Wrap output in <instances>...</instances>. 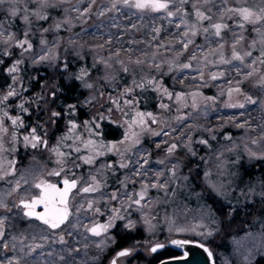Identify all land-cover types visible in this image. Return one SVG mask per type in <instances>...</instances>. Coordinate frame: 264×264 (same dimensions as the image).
<instances>
[{"label": "rangeland", "instance_id": "1", "mask_svg": "<svg viewBox=\"0 0 264 264\" xmlns=\"http://www.w3.org/2000/svg\"><path fill=\"white\" fill-rule=\"evenodd\" d=\"M263 1L163 0L168 8L159 11L127 7L123 0H20L26 3L21 8L16 7L15 2L10 0L0 4V50L4 54L15 51V55L13 53L11 56L18 57L8 69L13 65L18 68L19 64H24L35 69L32 73L35 78L38 71L44 73L46 78L39 91L28 92L29 87L19 76L18 68L17 72L11 74L12 84L0 88V97L6 96L10 89L15 90L14 95L0 103V120L6 122H2L5 128L0 129V203L3 204L0 207V220L4 222L0 228V264H88L91 261H100L113 248L116 235L125 233L139 234L140 238L134 244L124 246L131 251L126 256L117 257L118 264H147L146 259L154 254L151 246L156 243L167 245L178 238L190 239L207 247L215 264L219 256L220 264H251L256 257L264 256V231L248 229L235 236L224 227L219 228L217 223H213L214 220L208 218L202 207L192 211L188 209L187 212L165 208L163 201L167 193L162 189L150 187L139 205L132 202L138 199L135 193L145 183H167L168 188L173 178L170 169L174 166L176 176L189 175L190 170L186 169L188 164L182 169L180 158H164V149L172 143L177 148L186 149L191 157L197 154L202 161L203 172L199 177L201 186L198 193H195L196 197L204 190H210L212 193L209 191L206 194L211 193L214 198L216 196L213 194L229 197L232 187L236 185L230 180L233 172L229 169L228 157L237 150H242L247 163H258L264 167V158H261L264 157V63H261L264 59L260 57V51L255 53V50L264 45V19H257L260 9L264 8L259 6ZM134 2L135 0H129V3ZM244 2L252 4L243 6ZM32 5L34 8L29 9ZM234 5L240 6L239 9H250L254 13L253 18L249 21L243 20L238 11H234L236 9L231 11ZM48 7H53L54 12H49ZM188 7L191 9L190 13ZM169 12L172 13L171 16L168 15ZM197 12L202 16H197ZM1 13H6L11 18L18 17V29L15 30L12 23L4 21L5 18L2 17L5 15ZM223 17L237 18L239 21L226 30V26L220 22ZM216 23L225 26L219 36L215 35L212 27ZM150 27L159 31L149 34ZM184 33H188V36L185 37ZM186 39H197V44L190 43L184 48L182 42ZM33 40L35 42L31 43ZM21 43L23 47L20 46ZM29 44L31 48L28 47ZM147 45L149 49L146 48ZM83 48L90 55L96 70H82L77 75L80 77L83 73L79 80L85 89L84 97L78 101V107L86 112L85 118L81 119L75 104L74 110L65 104L61 105L60 110L55 106L59 95L58 78L62 74L59 71L60 62L68 57V52L79 54ZM164 49L167 54L162 53ZM234 50L243 63L233 59ZM215 52L219 55L230 53L233 62L212 70L210 66L214 65L210 57ZM42 56L46 59L41 60ZM160 58L171 61V65L175 64V60L180 59L181 62L182 58L186 62L191 61L184 62L183 64H189L190 67L178 69L174 77L175 83L190 90V94L186 96L177 93L182 99L175 104L176 108L173 107V113L177 114L185 109L184 117L176 122L171 118L170 122H174L168 129L159 125L161 121L155 115L157 124L149 132L161 131V135L150 134V146L142 143L131 147L132 142L125 140L109 151V147L114 144L104 140L101 126L104 122L111 121L121 125L126 134L134 133L135 125L131 128L129 125L137 119L136 114L142 112V109L137 110L133 97L143 87H137L133 81L142 84L145 74L139 66L154 68L159 64ZM136 61L142 63L137 64ZM210 63L212 64L209 65ZM138 69L137 73L129 72ZM123 70L129 72L130 78L127 83L120 82L116 85V79L122 81V76L119 75ZM63 72L70 76L65 66ZM216 73H219L217 79L210 78ZM135 76L137 78L134 80ZM13 77L16 78L15 81ZM88 84L92 86L87 87ZM156 87L153 86V89ZM205 88L204 95L201 92ZM236 88L240 91H234ZM125 89L132 91L125 93ZM27 93L29 94L26 95ZM122 93L124 94L121 95ZM246 97H251L255 103L248 102ZM28 100L32 102V106L40 105V109L44 106L43 110L49 114L46 122L48 132L53 137L44 154L54 161L55 156L58 157L51 149L59 147L61 152L67 154L63 162L69 166V171L81 175L79 187L71 196L72 212L68 223L57 230L49 229L37 220H27L17 204L23 197L36 192L34 183L40 177L38 172H31L36 170L38 164L42 165L36 158H30L18 166L19 168L13 170L11 167L14 157L30 145L24 140L28 131L23 130L28 122L19 116L24 113L23 116H32L34 112H40L39 109L32 111L31 107L28 111ZM125 101L131 103L126 104ZM239 104L244 107H239ZM21 105L24 110H21ZM54 111L59 112L60 116L62 114L63 118L58 128L55 127L57 117L51 115ZM16 118H19L17 124L9 123ZM70 121L77 124L74 132L70 131ZM96 124H99V128L95 127ZM12 125L16 128L19 139H15L16 134L9 131ZM90 131L94 135H89ZM63 137L68 138L62 140ZM202 138L213 139L215 142L212 146L208 141L201 144L199 141ZM11 139L13 141L9 142ZM89 140L95 142L92 151L85 147ZM101 142L107 147L101 146ZM157 144L160 147H156ZM206 144L209 147L206 148ZM198 145H205L206 150L200 151ZM76 148L80 150L75 151ZM124 149L126 152L131 151L129 159L125 158ZM50 153L54 156H50ZM81 154L93 155L94 163L85 164ZM159 155L161 157L158 161L163 163L156 162ZM122 159L127 167H120L114 174L103 167L105 164L110 165L112 160L120 164ZM80 161L85 164L84 170L77 168ZM42 166L47 167L46 164ZM181 170L185 171L182 175ZM137 171L144 174L135 175ZM93 175L102 185L100 191L90 194L80 192V188L86 186V181L91 182ZM223 178H226V184ZM113 192L117 195L116 199H111ZM89 201L93 203L91 209L88 207ZM113 210L123 219H116L114 226L106 233L93 236L86 230L93 223H108L114 215ZM21 218H24L23 221ZM130 224L134 227L126 226ZM199 225L204 227H197ZM175 228H195L196 231L176 232L172 230ZM209 230L212 231L211 236L198 234ZM60 236L64 237V243L59 242ZM222 245L229 247L223 253ZM118 250L108 257L107 264ZM179 255L184 253L180 252ZM135 256L137 258L134 259Z\"/></svg>", "mask_w": 264, "mask_h": 264}, {"label": "trees", "instance_id": "2", "mask_svg": "<svg viewBox=\"0 0 264 264\" xmlns=\"http://www.w3.org/2000/svg\"><path fill=\"white\" fill-rule=\"evenodd\" d=\"M15 2L14 5L16 7H25L26 3L20 2V0H10ZM181 1V0H180ZM185 1V0H183ZM10 3V2H9ZM239 4V3H238ZM237 4V5H238ZM252 3H242L243 6L251 5ZM235 6L231 9L233 11L234 9L238 10L240 6ZM259 6H264V1ZM34 8L33 5L29 6V9ZM261 8V7H260ZM53 7H48L49 12H54ZM189 10V13L191 12L190 8H187ZM5 16L2 17L4 21L8 23H12L14 26L13 28L15 30L18 29L19 18H11L10 16H7L6 13H1ZM42 16V15H41ZM237 21H239L237 18H230V17H223L222 22L226 26V30H228L229 27H232V24H235ZM149 34L150 32H154V29L152 27L149 28ZM208 33V32H206ZM155 34V32H154ZM153 34V35H154ZM206 35V34H205ZM200 40V39H199ZM35 42L33 40L31 43ZM192 44H197V39L194 41L192 40ZM147 49H149V45L146 46ZM261 52L260 57L264 59V45H261L258 50H255V53ZM159 52V51H158ZM167 52L166 49L162 50V53ZM15 55V51H10L9 54L3 53L0 50V88H6L7 86L12 84L11 75L8 73V67L14 64V61H17L18 57H13L11 55ZM68 57L65 60H61L60 65L61 68L59 69L60 72H62L59 81L57 83V88L59 89V95L58 98L60 103H57L55 106L58 110H60L61 105H76V108L78 109V115L81 119L85 118V113L83 109L78 107V101L84 97L85 89L82 87V84L79 80L78 73L82 70L84 71H93L95 69V65H93V62L91 60L90 55L84 50L80 52L79 54L76 52H68ZM17 56V55H16ZM162 56V55H161ZM231 55L228 52H225L224 54H217L216 52L212 54L210 57L211 60H213L214 67L210 68L212 70L215 69V67H221L224 66L225 63L222 62V60H227L230 62H233L231 59ZM180 60V59H179ZM179 60L173 61L175 63L174 65H171V61H164L163 59H159L158 65L159 68H147L144 66H139L141 71H144L145 77L142 78V84L143 86L142 90L136 94H134L133 99L135 100L137 110L142 109L143 113H152L154 116L157 115L161 122H159V125L162 126V128H168L170 129L173 125V122L179 121L184 117V112L181 111L179 114L173 113L174 109L176 108V103L182 99H177V93L184 94L185 96L190 94V90L187 89L184 85H178L175 83V73L178 69H182L180 66L183 65L186 60L184 58L181 59V62ZM14 62V63H13ZM191 62V61H187ZM186 62V63H187ZM210 63L209 65H211ZM65 66V69L67 72L70 73V76H67L65 72H63V67ZM20 77L23 78V81L28 85L29 90L28 92H37L40 90L42 82L46 79L45 76L42 73H37V77L35 78L33 71L35 69L27 67L26 65H18ZM169 68V70H168ZM46 71V69H43ZM219 70V69H218ZM138 70H130L129 72L137 73ZM220 71V70H219ZM129 72H126L123 70V72L120 73L119 77L122 76V81H119L116 79L115 84L119 85L120 82L123 84L127 83L130 76ZM216 76L219 75V73L215 74ZM137 77L135 76L134 80ZM212 78V76L210 77ZM133 79V78H132ZM151 81V83L149 82ZM147 84H146V83ZM135 85V84H134ZM153 86H157L156 89H153ZM233 88H230L232 90ZM167 90V92H165ZM206 88L201 92L205 95ZM168 93H171V98H169ZM184 96V97H185ZM31 97V96H29ZM58 102V100H57ZM161 104H166L167 108H162ZM35 108V106H34ZM39 109V113H35L31 116H19V118L24 119H32L33 122L36 124V129L39 133H42V126L45 128V131H48V122L47 121V112L44 111V106ZM172 109V110H171ZM35 109H32V111ZM49 111V110H47ZM52 115V114H51ZM50 115V116H51ZM62 116V114H61ZM59 115V126H61L62 122L61 119L63 118ZM173 118L174 121L170 122V119ZM17 119V118H16ZM172 119V120H173ZM35 120V121H34ZM156 120L158 121L157 117ZM3 121L0 120V123ZM3 123H6L5 121ZM2 123V125H3ZM9 123L12 124L11 121ZM43 123V124H42ZM42 124V125H41ZM157 122L154 124L151 122V119H146V125L147 129H142L141 127L135 125L133 127L134 133L138 136V143H130L131 147L139 146L142 143L145 146H150L151 143L149 142L148 137L150 136V129H154ZM27 126V127H26ZM24 127L23 130L29 132V123ZM5 128L4 126L1 127ZM167 129V130H168ZM103 133L104 140L113 142V144L116 146L119 143H122L125 141L126 134L125 130L121 127V125L114 124L111 121L104 122L100 129ZM10 132L16 134V128L12 125V127L9 129ZM2 133V132H1ZM17 134L15 136V139L17 138ZM135 138V137H133ZM128 139V141L132 142V139ZM7 139V138H5ZM19 139V138H17ZM206 138H202V140H205ZM13 141L12 139L9 140ZM210 143L212 146L215 140L213 139H206V143ZM8 142V140H7ZM8 142V143H9ZM206 144V148L209 147V145ZM198 148L200 151L206 150L205 145H198ZM114 149V148H113ZM125 151V149H124ZM131 152V151H130ZM130 152L125 151V158L128 157ZM117 154V152H116ZM164 158H180L182 160V169L183 167L188 164L186 167L187 170H190L189 175L185 176H175L172 178V183L167 188V197H164L163 203L165 204V208H176L180 211L184 210V212L192 211L193 209H197L199 207H202L207 214L208 218L213 219V223H217L219 225V228L224 227L227 231H229L231 234H234L235 236L240 235L241 233H244L246 230H259L264 231V167L259 165L258 163H247L242 155V150H237L236 152H233L230 154L229 158V169L232 170V175L230 177L231 183H234L236 186L232 187L231 193L228 194L229 197L220 195L217 196L216 194H213L216 196L214 198L212 196V192L208 195V190H204L202 192H199L200 195L198 197L195 196V193H198L199 187L201 186L199 183V177L202 175V161L199 159V156L196 154V156L191 157V154L186 149H180L176 148L175 151L170 155L167 152V149H164ZM119 155V154H118ZM38 156V155H37ZM124 156V155H123ZM130 157V155H129ZM128 157V159H129ZM161 157L160 155L157 156L156 162L158 161V158ZM163 158V157H162ZM112 159V158H109ZM28 160L27 156L22 155L19 157L18 163L19 165L24 164ZM191 163V164H190ZM110 165L112 166L111 170H119L120 164L118 161L112 160L110 162ZM182 171V170H181ZM185 171L181 172V175L184 174ZM223 182L226 184L227 180L226 178L222 179ZM231 186V184H230ZM226 187V185H225ZM240 190V191H239ZM213 197V199H212ZM213 213V215H212ZM253 217V218H251ZM20 224V223H19ZM216 224V225H217ZM118 232V229H115ZM115 232V234H117ZM140 238L139 234H130L125 233L123 235H116V242L113 245V248L109 250L103 256V258L100 261H91V263L88 264H107L108 257L112 255L117 249L124 248V246L132 245L134 242L138 241ZM227 248L224 245H222L221 252L226 251ZM180 252H177L173 248L167 247L163 250L157 251V253H154L152 257L146 259L147 264H157V262L168 259V257H176L179 256ZM218 257V256H217ZM220 257V256H219ZM218 257V258H219ZM137 258V256L134 257V259ZM217 258V264H220V258ZM251 264H264V256H258Z\"/></svg>", "mask_w": 264, "mask_h": 264}, {"label": "snow or ice", "instance_id": "3", "mask_svg": "<svg viewBox=\"0 0 264 264\" xmlns=\"http://www.w3.org/2000/svg\"><path fill=\"white\" fill-rule=\"evenodd\" d=\"M117 2H119V0H117ZM181 2H183V0H181ZM5 3V0H0V4ZM123 4L127 7H135L137 9H144V8H151L153 11H159L162 9H167L168 8V4L163 2V0H135L134 4L133 3H129V0H123ZM113 7H115V3L113 5ZM234 11H238L239 15L242 17L243 20L245 21H249L253 18L254 13L252 11H250V9L248 8H240L238 10H234ZM168 15H172L171 12L168 13ZM197 16H202L201 13L197 12ZM207 18V17H204ZM257 19H264V8L260 9V16L257 17ZM252 22H255V20H252ZM212 27L215 29V35L219 36L222 27H225L219 23H216L214 25H212ZM241 27H243V25H241ZM154 31L158 32L159 29H154ZM205 31H208V29H205ZM193 35H195V33H193ZM184 36L187 37L188 33H184ZM183 43V47L187 48L188 44L192 43L191 40H185ZM21 47H23V43H21L20 45ZM29 48H31V45H28ZM246 55H250V53H246ZM46 59L45 57H41V60ZM193 59H195V56H193ZM233 59L235 60H240L243 63V60L240 56H238L235 52V50L233 51ZM222 62L224 63H230V61L227 60H222ZM0 63H2V61H0ZM19 63V61L17 62ZM137 64L142 63V61H136ZM261 63H264V60L261 61ZM182 69H187L190 67L189 64H183L182 66H180ZM157 68H159V65H157ZM127 70V69H125ZM8 73L11 75L12 73H15L18 71L17 65H13L11 68H9ZM83 75V73H82ZM82 75L78 78L82 79ZM218 77L213 74L212 75V79H217ZM14 81H15V77H13ZM151 83V81H149ZM133 83L137 86V87H143L142 84H137L135 81H133ZM239 83V82H238ZM87 87H91L92 85L88 84L86 85ZM125 93H130L132 91V89H125L124 90ZM234 91L239 92L240 89L236 88L234 89ZM165 92H167V90H165ZM15 94V90L14 89H10L8 91V94L6 96L0 97V103H2L4 100H7L8 97L12 96ZM124 93H122L121 95H123ZM169 98H171V93H168ZM177 99H181L180 96H177ZM211 99V98H208ZM246 100L250 103H255L254 100H252L251 97H246ZM126 104H130V101H125ZM117 106L119 107V105L117 104ZM70 109L74 110L75 109V105H69L68 106ZM162 108H167L168 106L166 104H161ZM239 107H244L243 104H239ZM21 110L23 109V105H21ZM60 115L59 112H52V116L53 117H58ZM137 119L133 120L131 122V124L129 125V127L131 128L132 125H137L139 127H141L142 129H147V125H146V119L150 118L152 123H156V117L152 114V113H142V112H137ZM18 119H13L12 123L13 124H17ZM101 119H103V117H101ZM71 125L70 131L74 132L75 129L77 128V124L74 122H69ZM22 124V121H21ZM95 127L99 128V124H96ZM151 134L154 136H160L161 135V131H151ZM89 135H94V133H92L91 131L89 132ZM165 135H167V133H165ZM135 137V138H133ZM68 137H63V139H67ZM130 138L132 139V143H138V136L135 133H129L128 135L125 136V139L128 140ZM25 142L30 143L31 146L33 148L37 147L40 144H43L44 146H47V141H43L41 140V137L38 136L36 134V129H32V133L31 136H25L24 137ZM165 143H167L165 141ZM199 143L204 144L206 143L205 140H200ZM101 146L107 147L105 145H103V142H101ZM86 148H89L90 151H92L95 147V142L92 140H89L87 142V144L85 145ZM115 145H112L111 147H109V151H111L113 148H115ZM156 147H160L159 144L156 145ZM177 148V145L175 143H172L169 145V147L167 148V152L171 155L175 149ZM79 148H76L75 151H79ZM52 152H54L58 158L57 163L63 165V158L67 155L66 153H63L59 150V147H55L51 149ZM189 151H191V148L189 147ZM103 153H96V155H102ZM194 154V153H193ZM264 158V157H261ZM81 159L83 160V162L85 164H93L94 163V156L93 155H89V156H84L81 157ZM145 163H147V159L145 158ZM157 163H163V161H157ZM103 167L111 170L112 166L105 164ZM120 167L124 168L127 167V163H125L123 161V159L121 160L120 163ZM140 167L142 168L143 165H140ZM64 171L63 166H61V168L59 170H53L52 172L48 173L51 176H60L61 172ZM171 173H172V177L174 178L176 176V167L174 166L172 169H170ZM135 175H143V172H139L137 171L136 173H134ZM157 175H162V173H157ZM2 178V177H0ZM18 183V182H17ZM62 183L63 187H58L57 184L55 183H49L46 180H39V182L35 183V188L39 189V192L37 195H35L30 202L29 201H24L22 200L21 203L23 205V208L26 209V211H24L23 215L25 217H29V218H34L35 220L40 221L41 224L46 225L49 229H58L61 227V225L65 224V222L68 220L69 215H70V211H69V196L70 193H72V191L74 189L77 188V184L78 181L75 179H69L67 177H65L64 179H62V181L60 182ZM125 183V182H122ZM86 186H83L80 188V192L82 193H95L100 191L101 189V183L97 180L96 176L93 175L91 177V182H85ZM150 187L153 188H159L164 190L165 192H167V183L165 184H159V183H153V184H148L145 183L141 186V190L138 193H135L136 196H138V199H135L134 202L135 204H140L142 200L145 199L147 192L149 190ZM117 195L115 192H113L111 194V199H116ZM123 203V202H122ZM38 206H42V211H37V207ZM83 205H81L82 207ZM0 207H3V204L0 203ZM88 207L91 209L93 207V203L91 201H89L88 203ZM97 212H99V209H96ZM114 211V215L112 216V218L109 220L108 223H93V225L86 229L87 231L91 232V234L93 236H101L102 234L106 233L110 227H113L114 224L113 222L116 219H123L122 216L119 215L118 212H116V210ZM3 220H0V228L3 227ZM128 227H134V225H126ZM197 227H204L203 225H199ZM176 232H185V231H193L195 232L196 229L192 228V229H184V228H175L172 229ZM200 235H204V236H211L212 235V231L209 230L207 232H200L198 233ZM0 235H2V232H0ZM59 242L60 243H64V237L60 236L59 237ZM187 243H189L186 240H173L172 244L175 245L178 248H183ZM39 246V245H37ZM158 247H162V245H157V247H154L152 249L153 252H155L157 250ZM200 247H203V245H200ZM204 251L208 253L209 256H211V252L205 247ZM128 255V253L126 251H121L119 253V256L123 257ZM113 264H115V261H113Z\"/></svg>", "mask_w": 264, "mask_h": 264}, {"label": "flooded vegetation", "instance_id": "4", "mask_svg": "<svg viewBox=\"0 0 264 264\" xmlns=\"http://www.w3.org/2000/svg\"><path fill=\"white\" fill-rule=\"evenodd\" d=\"M35 93V92H34ZM29 93H27L26 95H28ZM31 95H33V94H31ZM30 95V96H31ZM58 100V103H60L59 102V99H57ZM41 104V103H40ZM56 105H57V103H56ZM27 109H28V111H29V109H30V107H31V110L32 109H35V110H38V106H40V105H37V106H35V108H34V106H32V102L30 101V100H28V103H27ZM57 107H58V105H57ZM56 120H57V123H56ZM56 120H55V127L57 126V128L59 127V117H57L56 118ZM35 121V120H34ZM26 122H28L29 123V127H30V129H29V132H27V136H31V133H32V129H36V124L33 122V118L32 119H27L26 120ZM43 124V123H42ZM41 124V125H42ZM3 126V125H2ZM42 133H39L38 131H37V129H36V134L38 135V136H40L41 137V140H43V141H47V146H44L43 144H40V145H38L37 147H35V148H33L32 146H31V144L29 145V147L26 149V150H22L21 151V153H19V154H17L15 157H14V159H13V164H12V169L14 170L15 168H17L18 166H20L19 165V163H18V160H19V157H21L22 155H24V156H27V158L28 159H30V158H33L34 160H35V158L37 159V162L39 163V162H41V164L43 165V164H46L47 165V167L46 168H43V166L42 165H37V168H36V166H34L33 165V167L34 168H36V170H32V172L31 173H35L36 174V172H38L39 173V177H40V180L41 179H43V180H46L47 182H49V183H55V184H57V186H61V184L59 183L62 179H64L65 177H68V178H70V179H76L77 181H78V184H77V186L79 187V179L81 178V175H79V173H76V175L75 174H72L70 171H69V166L68 165H66L65 164V162H63V165H61V164H58L57 163V160H58V158H56V156H55V160L54 161H51V159L50 158H48L47 157V155H45L44 153H45V151L49 148V146L51 145V143H49V141L51 140V138L53 137L52 135V133H49L48 131H45V128L42 126ZM0 129H1V127H0ZM52 134V135H51ZM25 137V136H24ZM53 144V143H52ZM54 147V146H53ZM53 153V152H52ZM52 153H50V156H52L53 154ZM38 155V156H37ZM54 156V155H53ZM85 155L84 154H81V157H84ZM112 162V161H111ZM25 163V162H24ZM34 163V162H33ZM61 166H63V168H64V171L63 172H61V174H60V176H51V175H49L48 173H50V172H52L53 170H59L60 168H61ZM33 167H32V169H33ZM19 168V167H18ZM77 168H81V169H83L84 170V168H85V164H83L82 163V161H80V162H78L77 163ZM108 172H111L112 174H114V173H116V172H118V170H109ZM37 182H39V181H36L35 183H37ZM35 183H34V185H35ZM77 187V188H78ZM34 188H35V186H34ZM35 190H36V192H34L33 193V195H30V196H25V197H23V199H30V198H32L33 196H35V195H37L38 194V192H39V189H37V188H35ZM77 190V189H76ZM75 190V191H76ZM74 191V192H75ZM73 193V192H72ZM71 196H72V194L70 195V200H71ZM23 199H20L19 201H21V200H23ZM70 200H69V208H71V202H70ZM18 201V202H19ZM18 204V203H17ZM18 207L20 208V210H22V214L24 213V210H23V208L21 207V206H19V204H18ZM71 212H72V208H71ZM71 212H70V215H71ZM70 215H69V217H70ZM27 218V217H26ZM24 219V218H23ZM23 219L21 218L20 220L21 221H23ZM27 220H30V221H34L35 219H28L27 218ZM38 221V220H37ZM40 222V221H39Z\"/></svg>", "mask_w": 264, "mask_h": 264}, {"label": "water", "instance_id": "5", "mask_svg": "<svg viewBox=\"0 0 264 264\" xmlns=\"http://www.w3.org/2000/svg\"><path fill=\"white\" fill-rule=\"evenodd\" d=\"M60 184H61V186H58V187H63L62 183H60ZM76 189H74L72 192H74ZM71 194L72 193H70V195ZM32 198L23 199V200L30 202V200ZM69 200H70V196H69ZM21 201H19L18 204H19V206H21L23 208V205H22ZM23 210L26 211V209H24V208H23ZM36 210L38 212L42 211L43 210L42 206H38ZM69 211L71 212V208H69ZM27 218L28 219H34V218H29V217H27ZM68 220L65 222V224L68 223ZM65 224H63V225H65ZM63 225H61V226H63ZM52 230H57V229H52ZM175 240H186V239L178 238V239H175ZM172 241L173 240H171L169 243H167V245H165L164 243H156L155 245L151 246L150 249L152 251V249L154 247H157V245H162V247H158L155 252H153V251L152 252L153 253H157V251H160V250H163V249H165L167 247H170V248H173L174 250H176L177 252L184 253V255H179L177 257H170L168 259H164V260H161V261L157 262V264H215L213 258L211 256H209L207 252L204 251L205 246L203 245V247H200V245H202L201 243H198L196 241H193V240L189 239V240H186L189 243H187L183 248H178V247H176L175 245L172 244ZM121 251H126L129 254L131 250H129L128 248L119 249L116 252L115 257H113V259L110 261L109 264H113V261H115V264H118L117 261H116V258L120 257L119 253Z\"/></svg>", "mask_w": 264, "mask_h": 264}]
</instances>
